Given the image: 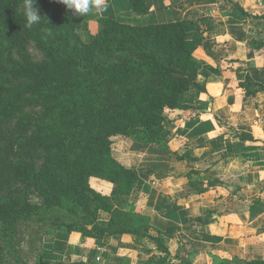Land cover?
<instances>
[{
    "label": "trees",
    "instance_id": "trees-1",
    "mask_svg": "<svg viewBox=\"0 0 264 264\" xmlns=\"http://www.w3.org/2000/svg\"><path fill=\"white\" fill-rule=\"evenodd\" d=\"M130 2L138 14L149 11L147 0ZM37 6L43 23L28 29L23 0H0V264L21 226L36 217L48 225L45 234L80 232L99 245L108 234L133 235L141 245L148 240L162 255L147 264H171L167 234L151 217L127 209L140 176L113 155V137L167 149L166 110L190 108L182 94L203 89L199 74L215 69L202 66L186 46L185 19L129 24L101 17V29L85 41L78 17L58 0H37ZM32 42L40 60L30 51ZM93 179L111 183V194L95 188ZM190 181L199 194L220 184ZM30 193L42 202L31 201ZM100 211L110 214L105 224ZM36 264L52 263L40 256Z\"/></svg>",
    "mask_w": 264,
    "mask_h": 264
},
{
    "label": "crops",
    "instance_id": "crops-1",
    "mask_svg": "<svg viewBox=\"0 0 264 264\" xmlns=\"http://www.w3.org/2000/svg\"><path fill=\"white\" fill-rule=\"evenodd\" d=\"M147 3L149 11L138 14L130 0H106L102 15L78 17V32L90 41L101 29V17L129 24L185 19L186 46L216 72L199 74L203 89L182 94L181 103L190 108L166 110L167 149L113 137V155L140 176L128 210L151 217L167 234L171 253L196 249L194 262L213 264L211 255L264 259V18L253 16L264 14V0ZM191 170L197 171L192 177ZM213 179L220 184L201 194L188 186L189 180ZM94 180L99 179L92 180L95 187ZM109 219L100 211L102 224ZM134 238L108 234L99 245L80 232L57 231L44 236L41 255L52 264H147L149 255Z\"/></svg>",
    "mask_w": 264,
    "mask_h": 264
},
{
    "label": "rangeland",
    "instance_id": "rangeland-1",
    "mask_svg": "<svg viewBox=\"0 0 264 264\" xmlns=\"http://www.w3.org/2000/svg\"><path fill=\"white\" fill-rule=\"evenodd\" d=\"M30 51L36 60H40L42 58V55L38 51L35 42L31 43ZM126 147L127 149H129V145H127ZM127 153L131 155L130 151H128ZM131 156L133 158L136 157L135 155L134 156L131 155ZM190 177H192V175ZM93 183L98 190L106 194H111L113 185L110 184L109 182L105 180H94ZM203 183L207 185L209 181L208 182L203 181ZM188 186H190L192 190L196 192L190 180L188 182ZM29 197L30 200L33 202H42L39 199V197L36 195V193H30ZM142 199H145V193L143 194ZM129 205L127 206V209H129ZM48 215H49L48 213L43 214L44 217H48ZM47 229H48V225H46V222L44 220H40L38 217L23 224L21 226V232L19 236L16 237L13 241H10L7 245L8 247L6 250V255L3 264H36L39 257L42 256L41 255L42 241L44 236L46 235L45 231H47ZM55 232L57 231H54L53 233ZM145 241L146 242L143 243L142 250H144L149 255V259L156 255L158 256L162 255V253L159 251V249L156 247L154 243L148 240ZM196 253H198V251L190 246L181 247V249H179L177 252L175 253L172 252L170 263L177 264L185 260V261H189L190 264H203L204 259L202 258L200 260L201 262H194ZM211 256L213 257V263L219 261L220 259H223L220 256H216V255H211Z\"/></svg>",
    "mask_w": 264,
    "mask_h": 264
},
{
    "label": "clouds",
    "instance_id": "clouds-1",
    "mask_svg": "<svg viewBox=\"0 0 264 264\" xmlns=\"http://www.w3.org/2000/svg\"><path fill=\"white\" fill-rule=\"evenodd\" d=\"M58 2L66 6L77 17H83L93 12L102 15L107 8L106 0H58ZM23 7L26 28L32 29L43 23L44 16L38 12L37 0H23ZM44 30L51 34L49 29Z\"/></svg>",
    "mask_w": 264,
    "mask_h": 264
}]
</instances>
